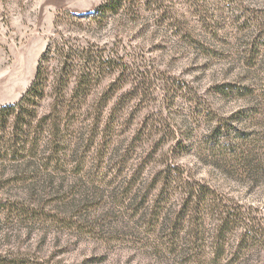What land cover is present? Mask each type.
<instances>
[{
    "label": "rangeland",
    "instance_id": "1",
    "mask_svg": "<svg viewBox=\"0 0 264 264\" xmlns=\"http://www.w3.org/2000/svg\"><path fill=\"white\" fill-rule=\"evenodd\" d=\"M105 1L0 0V106L28 89L55 29L77 45L124 55L130 66L142 59L154 73L150 82L138 84L130 75L113 88L116 74L108 73L91 102L107 92L104 115L112 112L115 124L90 130L81 115L59 132L63 145L50 165L42 164L50 154L47 133L37 134L32 157L0 161V254L38 264H180L163 248L166 226L155 231L148 225L161 190V183L152 184L166 166H182L264 221V138L258 142L264 113L256 121L245 116L264 107L255 96L264 49L254 66L247 64L253 37L264 31V0H157L167 13L143 6L135 19L123 13L104 25L85 17ZM56 16L63 19L55 27ZM246 88L252 97L244 95ZM49 103L46 96L39 114ZM218 122L215 146L229 132L248 133L258 161L242 166L217 158L226 146L215 150L207 140ZM179 196L172 194L165 207L171 220ZM201 216L204 239L186 241V226L179 248L199 247L204 264H213L218 220L208 212ZM240 233L233 230L217 264H226Z\"/></svg>",
    "mask_w": 264,
    "mask_h": 264
},
{
    "label": "trees",
    "instance_id": "2",
    "mask_svg": "<svg viewBox=\"0 0 264 264\" xmlns=\"http://www.w3.org/2000/svg\"><path fill=\"white\" fill-rule=\"evenodd\" d=\"M156 1L106 0L96 8L94 13H88L85 17L96 22L97 25H104L109 18L123 13L135 19L143 6H148L147 8L151 6L154 11L167 13L165 7L157 4ZM70 17L79 18L75 14H71ZM61 19H63L61 16H56L55 27L60 25ZM55 30V35L49 38L46 49L37 60L35 74L28 89L17 102L0 106V161H18L24 156L32 157L37 153L36 150L41 141L37 134L47 133L51 136L47 149L50 154L42 164L43 166L50 165L48 159L52 160L53 157L59 156L63 145L59 132L63 128L71 127V123L81 119V115L87 120L90 130H108L115 124L112 112H108L107 118L104 115L108 104L107 92L102 93L98 100L93 99L91 102L93 89L106 78L108 73L116 74L115 81L110 84L112 88L117 86V82L120 85L124 84L121 80L130 75L135 77L138 84L150 82L149 77L154 76L152 70L143 64L142 59L137 60L140 64L131 63L130 66V63L124 60V55L104 54L103 48L94 49L93 44L87 47L77 45L70 42L60 30ZM259 33L253 37L252 42L254 43L250 56L247 58V64L250 67L258 62L255 58L264 49V31ZM261 68L263 77L255 96L264 103V63ZM244 95L252 97V90L246 88ZM46 96L50 100L47 112L39 114L41 102ZM262 110L247 111L245 116L249 118L248 120L256 121L260 115H263ZM63 119L66 121L63 122ZM219 124L218 122L213 127L214 132L207 140L209 147L215 150H218L220 146H226V151L222 155H216L217 158L224 157L225 160H233L242 166H247L252 159L258 161V158L253 156L256 142L254 145L249 143L248 133L237 130L234 135H231L229 132V135L223 137L224 143L221 142L222 145L215 146L214 144L219 142L216 138L217 133L222 130ZM263 138L264 130L261 131V139L258 142L263 141ZM178 144L181 142L177 141L176 145ZM155 152L156 150L147 155ZM57 159H55L56 163ZM157 175L159 179L152 186L157 188L156 186L161 183V190L153 206L156 212L153 213L148 225L155 231H162L166 226L169 233L165 238L163 248L179 258L180 264H204L199 247L198 249L188 247L180 250L179 246L183 243V237L179 233L190 225L186 232L188 238L185 240L197 242L199 239H204L200 233L199 220L202 218L201 214L207 212L215 215L218 220L214 226L215 240L211 259L213 264H217L216 261L225 255V241L233 234V230L238 228L241 233L236 238L237 242L226 264H264V255H261L264 251V221L255 219L241 206H237L233 198L223 196L216 189L212 190L206 183L192 178L180 165L172 166V168L166 166ZM129 190L127 188V191ZM175 192L181 195L179 196L181 205L171 220V217L165 213V207ZM163 208V216L160 217ZM0 264L38 263L0 254Z\"/></svg>",
    "mask_w": 264,
    "mask_h": 264
}]
</instances>
